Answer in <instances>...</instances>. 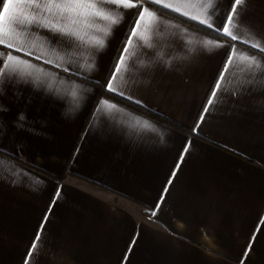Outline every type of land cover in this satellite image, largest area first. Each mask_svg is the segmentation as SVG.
Instances as JSON below:
<instances>
[{"label":"crops","instance_id":"1","mask_svg":"<svg viewBox=\"0 0 264 264\" xmlns=\"http://www.w3.org/2000/svg\"><path fill=\"white\" fill-rule=\"evenodd\" d=\"M130 2L100 49L37 34L28 6L21 26L6 25L13 47L0 45V67L11 54L42 83L0 84V264H264V68L247 71L264 65V0L238 6L237 40L223 34L234 0ZM144 7L155 18L110 92L192 133L98 99ZM106 25L80 35L91 41Z\"/></svg>","mask_w":264,"mask_h":264},{"label":"snow or ice","instance_id":"2","mask_svg":"<svg viewBox=\"0 0 264 264\" xmlns=\"http://www.w3.org/2000/svg\"><path fill=\"white\" fill-rule=\"evenodd\" d=\"M153 3L160 4L162 0H152ZM210 4L215 3V0H209ZM243 0H234L233 5L230 8V14L226 16L227 24L223 27V34L230 37L232 40H237V36L233 33L228 25H234L235 19L238 18L240 12L243 11L241 6ZM0 4H3V12L0 14V45L7 44L9 48L13 47L11 43L13 37L10 35L9 28L6 25H16L21 26V17H23V12H18L17 9L24 6H28L32 12V20L28 22V27L31 30H38L37 34H42L43 30H46L49 33H60L61 35H67L75 40L79 41L82 44H92L97 49L103 48L106 43V39L110 36L112 27L118 25L123 19V13L119 12V7L123 6L124 8L136 7L137 5L131 3L130 0H18V3H13V0H0ZM106 4L116 5V8H107ZM164 7L172 8V4H164ZM176 11H179V7L175 8ZM41 16V19H37V16ZM51 17V19H48ZM155 18L154 13L150 11L147 7H144L142 11L139 12V18L136 21L135 27L131 29V33L125 48L121 56L118 58V63L115 67V72L113 73L112 78L110 79L107 88L109 91H117L113 86L112 80L116 79V74L121 71V65L125 63V55L128 53L129 46L132 45L133 39L137 37V30L141 27L142 22L145 21V18ZM97 19L107 22L106 27L96 29L97 32L103 33L102 36L93 37L91 41H85V38L80 35V29L83 27L93 28L95 27V21ZM203 22V21H202ZM147 26V25H145ZM211 27V23L208 25ZM47 39V36H45ZM233 48L235 46L233 45ZM31 55V52L28 53ZM41 57H37L40 59ZM256 58H252L255 60ZM46 63H51V60L45 61ZM231 57L227 61V64H231ZM264 68V65H260L259 62L256 64L249 63L248 65V74L250 76H255L256 72L253 69ZM67 70V69H65ZM36 71V66L32 65L29 61L20 59L11 54L7 55V60L3 64V67H0V84L4 82L3 77L6 76L8 80L19 79L21 81L27 82L25 79L31 78L33 82H41L34 75ZM43 71V69H40ZM224 71H227V66ZM223 77H221L222 79ZM220 84L217 83L216 89H219ZM123 94V93H120ZM216 92H212V96L215 97ZM73 97H76V94H73ZM102 103H107L106 101ZM209 105L212 101L209 100ZM207 108L204 109L207 112ZM21 118H23L21 116ZM203 117H201V120ZM186 151V149H185ZM175 175V173H173ZM171 181H169L170 183ZM59 195V193H57ZM151 215H156V212L153 211ZM36 240H39V234L36 237ZM36 248V243L34 241L32 248L28 253V257L31 258L32 250Z\"/></svg>","mask_w":264,"mask_h":264},{"label":"trees","instance_id":"3","mask_svg":"<svg viewBox=\"0 0 264 264\" xmlns=\"http://www.w3.org/2000/svg\"><path fill=\"white\" fill-rule=\"evenodd\" d=\"M147 4L151 8H153V9H155V10H157V11H159V12L165 14V15H168V16H170V17H172V18H174V19H176L178 21H181L182 23L187 24V25H189V26H191V27H193V28H195V29H197V30H199L201 32L207 33V34L212 35V36H218V37L221 36L218 33H214L212 31H210V30H208V29H206V28H204V27H202V26H200V25H198V24H196L194 22H191V21H189V20H187L185 18H182L181 16H178V15H176V14H174V13H172V12H170V11L164 9V8H161V7L156 6L154 4H151V3H147ZM135 18H136V14L134 16L133 22H134ZM118 55H119V52L116 54L115 59H114L113 63L110 66L109 72H108L107 77H106L107 79L109 78V76L111 75V73H112V71H113V69L115 67V63H116V60L118 58ZM101 98L110 100L112 102H115V103H117V104H119V105H121L123 107H126V108H129L131 110H134V111H136V112H138V113H140L142 115H146V116H150L152 118H155L156 120H159L163 124H165V125H167L169 127H172L173 129H176L178 131L184 132L186 134L192 133L191 129H188V128H185V127H183L181 125H178V124H176V123H174V122H172V121H170V120H168V119H166V118H164L162 116H159V115H157V114H155V113H153V112H151V111H149V110H147V109H145V108H143V107H141V106H139V105L127 100V99H125V98H122V97L110 92L107 89V87H106V81L103 84L99 85L98 99H101Z\"/></svg>","mask_w":264,"mask_h":264}]
</instances>
